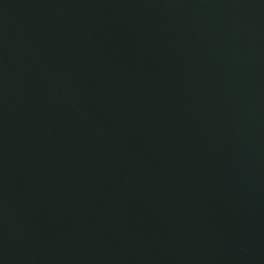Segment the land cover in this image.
<instances>
[{
	"label": "water",
	"instance_id": "water-1",
	"mask_svg": "<svg viewBox=\"0 0 264 264\" xmlns=\"http://www.w3.org/2000/svg\"><path fill=\"white\" fill-rule=\"evenodd\" d=\"M0 264H264V0H0Z\"/></svg>",
	"mask_w": 264,
	"mask_h": 264
}]
</instances>
